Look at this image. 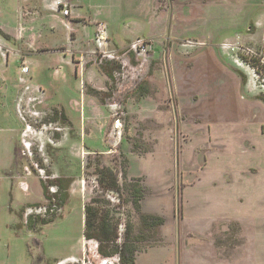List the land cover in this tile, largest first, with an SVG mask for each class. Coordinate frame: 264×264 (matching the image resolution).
<instances>
[{"label": "rangeland", "instance_id": "374dc122", "mask_svg": "<svg viewBox=\"0 0 264 264\" xmlns=\"http://www.w3.org/2000/svg\"><path fill=\"white\" fill-rule=\"evenodd\" d=\"M100 23L119 54L150 42L148 63L99 65ZM0 37V264H120L83 236L84 205L110 203L97 167L117 175L135 264H264V0H0ZM23 65L44 93L27 132ZM43 186L61 212L26 217Z\"/></svg>", "mask_w": 264, "mask_h": 264}, {"label": "trees", "instance_id": "16d2710c", "mask_svg": "<svg viewBox=\"0 0 264 264\" xmlns=\"http://www.w3.org/2000/svg\"><path fill=\"white\" fill-rule=\"evenodd\" d=\"M106 76L110 77L109 71L104 70ZM96 174H98V185L101 191L106 195L108 193H114L119 197L120 185L118 184L117 175L108 167L96 168ZM61 180H55L51 182L53 185L60 187ZM65 189H67L65 187ZM44 196L46 198L45 187L43 186ZM142 198V187L137 185L134 199L132 201L136 211H139V201ZM120 200V198H119ZM98 202L97 199H92L91 203L84 205V230L83 236L86 240H95L98 243V251L103 256L118 255L120 264H135L134 247L128 244V233L130 228H127V233L123 237V241L118 243L117 229L121 224L113 215V210L110 206H114L109 202ZM141 221L144 225L154 224V226H161L164 224V219L155 216H141ZM41 224H45L41 222ZM29 227L30 223L28 222Z\"/></svg>", "mask_w": 264, "mask_h": 264}, {"label": "built area", "instance_id": "2783aa9c", "mask_svg": "<svg viewBox=\"0 0 264 264\" xmlns=\"http://www.w3.org/2000/svg\"><path fill=\"white\" fill-rule=\"evenodd\" d=\"M58 10V7L56 8ZM61 14L63 16L69 15V10L64 9L61 11ZM94 44L96 46V60L98 61V64L101 66L107 65V64H116L118 66V70L122 71L126 67L130 65V56L134 57L136 61L140 62V66H144L148 63L149 59L152 56L153 53V46L150 42H147L143 39H136L135 41L131 42L130 45L127 48V53L125 54H119L116 50H110L109 44L110 39L107 31V27L100 23L94 33ZM6 52L4 45L1 42L0 39V54L4 55ZM29 73V67L26 65H23L20 68V78L19 83L21 86L20 95L18 98H28L27 102L25 103V109L22 107V100L18 102L17 104V115L20 118V120L23 122V124H26V132L32 129V126L29 124L28 119L29 118H38L39 112L36 110V103L39 98L44 97V93L42 92L41 88H33L28 84L27 75ZM120 74V73H119ZM117 124V123H116ZM119 124L115 125L114 128L118 129ZM26 148H29L27 144H25ZM52 191V190H51ZM114 193H108L106 194L107 199L112 203L117 201V203H120V200L117 199V195L114 197ZM61 208H57L56 204H45L38 207L28 208L25 211L26 217L31 216H40V217H46L50 216L51 213L58 211L61 212ZM119 231V238L117 239V242L120 243L122 239V232H123V225L120 224L118 226ZM117 257H119L117 255Z\"/></svg>", "mask_w": 264, "mask_h": 264}, {"label": "crops", "instance_id": "0c3cea01", "mask_svg": "<svg viewBox=\"0 0 264 264\" xmlns=\"http://www.w3.org/2000/svg\"><path fill=\"white\" fill-rule=\"evenodd\" d=\"M94 33L95 31H93V34ZM64 59L65 60L67 59V62L69 63L67 57H65ZM261 128L262 127H260V130ZM253 133L257 134V131ZM253 171H254L253 172V228L255 226H258V228H263L264 227V181H258V179L261 180V177L259 176V174H261V168L254 163H253Z\"/></svg>", "mask_w": 264, "mask_h": 264}, {"label": "flooded vegetation", "instance_id": "af4514ba", "mask_svg": "<svg viewBox=\"0 0 264 264\" xmlns=\"http://www.w3.org/2000/svg\"><path fill=\"white\" fill-rule=\"evenodd\" d=\"M46 202H47V204H51L52 203L51 199H49V198L48 199L46 198Z\"/></svg>", "mask_w": 264, "mask_h": 264}, {"label": "water", "instance_id": "95a60500", "mask_svg": "<svg viewBox=\"0 0 264 264\" xmlns=\"http://www.w3.org/2000/svg\"><path fill=\"white\" fill-rule=\"evenodd\" d=\"M43 261V257L39 259V262L41 263Z\"/></svg>", "mask_w": 264, "mask_h": 264}]
</instances>
